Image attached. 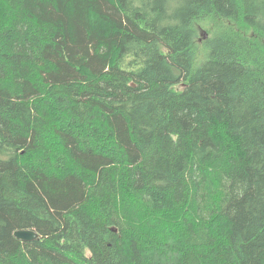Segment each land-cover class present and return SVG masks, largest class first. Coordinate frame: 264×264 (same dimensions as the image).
<instances>
[{
  "label": "trees",
  "instance_id": "16d2710c",
  "mask_svg": "<svg viewBox=\"0 0 264 264\" xmlns=\"http://www.w3.org/2000/svg\"><path fill=\"white\" fill-rule=\"evenodd\" d=\"M0 264H264V0H0Z\"/></svg>",
  "mask_w": 264,
  "mask_h": 264
},
{
  "label": "water",
  "instance_id": "95a60500",
  "mask_svg": "<svg viewBox=\"0 0 264 264\" xmlns=\"http://www.w3.org/2000/svg\"><path fill=\"white\" fill-rule=\"evenodd\" d=\"M15 236L22 241H33L39 237V234L35 230L20 229L15 232Z\"/></svg>",
  "mask_w": 264,
  "mask_h": 264
}]
</instances>
